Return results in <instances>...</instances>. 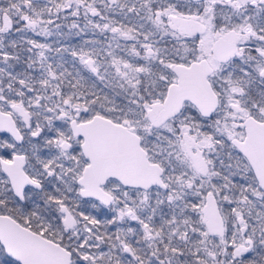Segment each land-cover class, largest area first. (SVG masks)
<instances>
[{"label":"snow or ice","instance_id":"1","mask_svg":"<svg viewBox=\"0 0 264 264\" xmlns=\"http://www.w3.org/2000/svg\"><path fill=\"white\" fill-rule=\"evenodd\" d=\"M0 264H264V0H0Z\"/></svg>","mask_w":264,"mask_h":264}]
</instances>
